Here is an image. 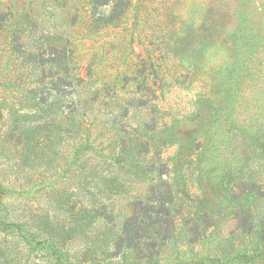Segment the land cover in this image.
<instances>
[{
  "label": "rangeland",
  "instance_id": "374dc122",
  "mask_svg": "<svg viewBox=\"0 0 264 264\" xmlns=\"http://www.w3.org/2000/svg\"><path fill=\"white\" fill-rule=\"evenodd\" d=\"M0 264H264V0H0Z\"/></svg>",
  "mask_w": 264,
  "mask_h": 264
},
{
  "label": "trees",
  "instance_id": "16d2710c",
  "mask_svg": "<svg viewBox=\"0 0 264 264\" xmlns=\"http://www.w3.org/2000/svg\"><path fill=\"white\" fill-rule=\"evenodd\" d=\"M250 30H252V29H250ZM131 222L132 221L130 220L126 224V226H127L126 232L124 235L121 236L119 246L125 245V243H126L127 245H134L135 247L140 249V242H141V240H143V243H145L147 245V247H150L151 249H153L155 247V244H156V239H155V235L150 230V229H152L151 220L146 221L147 222L146 225L149 226L150 228H148L146 230L145 229L146 226L139 225L136 232H133L131 230V228L128 226ZM131 224H133V223H131ZM140 250H142V249H140Z\"/></svg>",
  "mask_w": 264,
  "mask_h": 264
}]
</instances>
